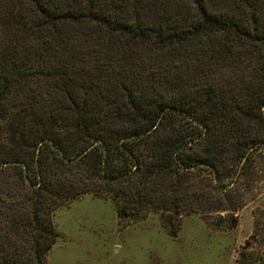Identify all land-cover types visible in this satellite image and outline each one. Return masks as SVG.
<instances>
[{
    "label": "trees",
    "instance_id": "16d2710c",
    "mask_svg": "<svg viewBox=\"0 0 264 264\" xmlns=\"http://www.w3.org/2000/svg\"><path fill=\"white\" fill-rule=\"evenodd\" d=\"M263 180L264 0H0V264H47L85 194L176 237Z\"/></svg>",
    "mask_w": 264,
    "mask_h": 264
},
{
    "label": "rangeland",
    "instance_id": "374dc122",
    "mask_svg": "<svg viewBox=\"0 0 264 264\" xmlns=\"http://www.w3.org/2000/svg\"><path fill=\"white\" fill-rule=\"evenodd\" d=\"M233 228H214L204 216L184 217L176 237L159 214L122 220L110 199L85 194L54 215L60 237L47 264H238L247 246L264 249V180L237 211Z\"/></svg>",
    "mask_w": 264,
    "mask_h": 264
}]
</instances>
